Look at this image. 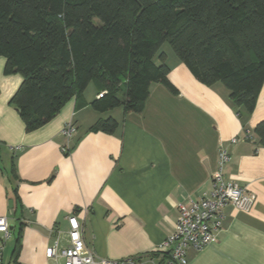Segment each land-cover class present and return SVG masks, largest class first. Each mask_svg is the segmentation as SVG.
Instances as JSON below:
<instances>
[{"label": "crops", "instance_id": "obj_1", "mask_svg": "<svg viewBox=\"0 0 264 264\" xmlns=\"http://www.w3.org/2000/svg\"><path fill=\"white\" fill-rule=\"evenodd\" d=\"M164 51L177 92L156 82L141 111L98 112L91 102L100 91L90 83L83 101L72 97L32 131L11 102L23 77L5 74L0 57V216L12 225L7 237L0 234L3 264H55L46 250L69 244L72 214L99 257L157 259L156 249L175 230L179 203L188 206L211 190L221 145L230 153L224 176L256 200L250 211L226 205L216 240L187 250V264H264V146L255 137L264 84L254 111L245 113L223 82H200ZM107 117L119 122L113 133L91 129ZM69 121L77 132L68 139L61 131Z\"/></svg>", "mask_w": 264, "mask_h": 264}, {"label": "trees", "instance_id": "obj_2", "mask_svg": "<svg viewBox=\"0 0 264 264\" xmlns=\"http://www.w3.org/2000/svg\"><path fill=\"white\" fill-rule=\"evenodd\" d=\"M200 82H223L251 113L264 84V0H0L4 73L26 130L49 122L94 83L98 112L141 111L153 83H170L164 43ZM107 117L91 129L113 133ZM255 137L264 146V120Z\"/></svg>", "mask_w": 264, "mask_h": 264}, {"label": "built area", "instance_id": "obj_3", "mask_svg": "<svg viewBox=\"0 0 264 264\" xmlns=\"http://www.w3.org/2000/svg\"><path fill=\"white\" fill-rule=\"evenodd\" d=\"M77 132V126L69 121L63 127L61 133L66 138L72 137ZM247 139H251L246 132ZM238 139H232L236 142ZM227 147L221 145L218 152V168L212 176V187L204 192L198 201H191L190 205L179 203L178 218L175 230L156 249L159 257L131 256L119 260L99 257L89 250L83 237V225L75 214L68 217L69 244L64 248L49 246L46 250L48 258L55 264H187V250L190 248L201 249L214 242L218 231L222 227L223 208L231 204L239 211H250L256 195L250 193L237 182L227 179L225 165L230 160ZM64 151L68 147L63 148ZM10 233L8 216H0V234L7 237ZM0 264H3L2 252H0Z\"/></svg>", "mask_w": 264, "mask_h": 264}, {"label": "rangeland", "instance_id": "obj_4", "mask_svg": "<svg viewBox=\"0 0 264 264\" xmlns=\"http://www.w3.org/2000/svg\"><path fill=\"white\" fill-rule=\"evenodd\" d=\"M168 49L170 52H172V54H173V49H172V47L170 46V44L169 43H164V45L162 46V50H164V49Z\"/></svg>", "mask_w": 264, "mask_h": 264}, {"label": "water", "instance_id": "obj_5", "mask_svg": "<svg viewBox=\"0 0 264 264\" xmlns=\"http://www.w3.org/2000/svg\"><path fill=\"white\" fill-rule=\"evenodd\" d=\"M10 207H11V208L14 207V203H13V201L10 202ZM11 226H12V225H10V227H11Z\"/></svg>", "mask_w": 264, "mask_h": 264}]
</instances>
